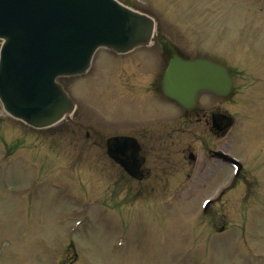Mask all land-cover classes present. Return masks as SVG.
<instances>
[{
  "label": "rangeland",
  "instance_id": "obj_1",
  "mask_svg": "<svg viewBox=\"0 0 264 264\" xmlns=\"http://www.w3.org/2000/svg\"><path fill=\"white\" fill-rule=\"evenodd\" d=\"M142 1L155 7L164 20L184 27L180 36L193 40L179 43L185 49L203 52L209 47L218 55H237L228 61L244 69V78L237 80L236 91L226 103L228 112L237 117L231 133L240 130L245 134L244 143L257 151L259 162V154L264 153V0ZM73 83L79 84V79ZM82 95L86 103L104 110L107 102L90 88ZM0 115V137L5 138L4 142L12 143L18 137L26 141V134L10 127L1 108ZM3 149L0 143V151ZM263 169L264 162L259 164L261 179ZM33 172L26 159L0 162V264H59L66 244L71 242L76 244L75 254L81 264H178L180 257L182 264H245L248 256L246 248L238 243L240 236L250 252H264V186H259L257 193L250 188L243 201L241 191L228 193L222 222L225 233L207 236L203 220L193 231L176 209V214L166 219L148 216L144 211L117 215L109 205L99 204L95 195L75 201L59 198V191L48 188L47 182L31 187ZM42 174L51 177L48 171ZM66 183L76 189L74 182H64L65 187ZM205 193L199 189L183 210L189 213L199 206ZM200 195L204 196L197 200ZM185 251H189L186 256ZM71 259L72 252L67 249L61 264H71Z\"/></svg>",
  "mask_w": 264,
  "mask_h": 264
},
{
  "label": "water",
  "instance_id": "obj_2",
  "mask_svg": "<svg viewBox=\"0 0 264 264\" xmlns=\"http://www.w3.org/2000/svg\"><path fill=\"white\" fill-rule=\"evenodd\" d=\"M151 29L152 22L147 16L113 0H0V34L3 36L0 97L7 110L19 115L22 101L34 107L26 98L30 91L38 92L51 85L57 87L56 74L83 71L90 54L99 45L125 51L145 41ZM41 58L50 63L49 70L40 72ZM173 69L171 66L168 73ZM173 72L177 81L168 88L179 100L192 101L200 88L217 92L215 84L219 73L226 77L223 78L226 92L230 88L226 70L207 61L184 62ZM51 89L43 94L46 96ZM70 108V103L64 100L59 110L49 115L42 109L37 114L33 111L20 116L28 122L45 119L39 124H47Z\"/></svg>",
  "mask_w": 264,
  "mask_h": 264
},
{
  "label": "flooded vegetation",
  "instance_id": "obj_3",
  "mask_svg": "<svg viewBox=\"0 0 264 264\" xmlns=\"http://www.w3.org/2000/svg\"><path fill=\"white\" fill-rule=\"evenodd\" d=\"M152 91L157 96L160 105H162V103H166L165 107L169 109L168 112H170V114L168 116H160V117L150 116V117H146L145 119H172L169 125L170 130L167 131V136H172L174 134H177V132H175L174 129L177 128L178 119H183V121L185 122L184 128L180 130V135L185 139V141L181 139L179 142L178 139V149H180L179 152L180 151L182 152L180 153L181 154L180 156L182 157L183 162H184V158L186 157L185 155L188 156L187 151L188 152L192 151L194 153L193 161H197L199 158H197L195 151L199 153L203 152L204 150L209 151L212 149V147L210 148V145H214L215 143L219 142L223 137H225L226 132L213 131L212 134H210L205 130V127L207 129L206 124H208L210 121L209 118L206 117V113H204L203 109L199 107H196L195 109H191V110L181 109L178 111V114L177 113L173 114L171 112H175L174 109L177 110V107L175 106L172 107L173 105L172 103L163 102L164 100L162 98V95L158 91L156 92L153 89ZM208 129L211 131L210 127H208ZM211 135H213L214 137H212ZM153 165L154 164H151V167ZM181 166L182 164L178 162L176 163L174 162L172 165V167H181ZM212 171H216V168L212 167Z\"/></svg>",
  "mask_w": 264,
  "mask_h": 264
}]
</instances>
